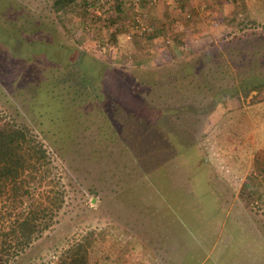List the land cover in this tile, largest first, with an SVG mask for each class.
Listing matches in <instances>:
<instances>
[{
  "label": "rangeland",
  "instance_id": "1",
  "mask_svg": "<svg viewBox=\"0 0 264 264\" xmlns=\"http://www.w3.org/2000/svg\"><path fill=\"white\" fill-rule=\"evenodd\" d=\"M86 1L0 0V131L29 127L51 159L41 194H63L6 264H57L91 232L92 264H264V88L233 94L264 82V18L146 0L112 25Z\"/></svg>",
  "mask_w": 264,
  "mask_h": 264
},
{
  "label": "trees",
  "instance_id": "2",
  "mask_svg": "<svg viewBox=\"0 0 264 264\" xmlns=\"http://www.w3.org/2000/svg\"><path fill=\"white\" fill-rule=\"evenodd\" d=\"M145 1L141 0L140 4ZM177 1L180 7H185L188 3V0ZM92 4L94 5V2ZM99 5L104 8V12L114 10L116 13L112 18H106L112 25L115 18H119L123 13L125 6L131 8L129 1L122 0H104ZM74 6L81 7L83 13L89 14L86 0H53L52 2V8L56 12L70 11ZM167 26L170 27L169 23ZM165 28L166 24L164 26L161 24L160 30L152 33L145 28L142 34L145 33L153 39L158 37L162 30L165 32ZM136 34L138 33L135 30L133 35ZM262 88L264 82H259L235 89L233 94L239 98L240 93L247 95L253 90L261 91ZM13 127L15 128L10 134V131L8 133L0 131V201L3 205L0 209V219L3 221L4 218L10 217L7 229L5 226L0 227V264L9 261V251L12 246H16V250L23 249L41 234L50 225L53 216L61 209L63 203V194L53 188L49 187L41 194L40 186L50 181L47 178L51 174V159L44 144L29 127L13 123L8 129ZM38 194L44 197L38 198ZM13 215L15 217L11 219ZM30 226L35 231L25 232ZM92 235L91 232L68 244L58 256L57 264H92L90 256Z\"/></svg>",
  "mask_w": 264,
  "mask_h": 264
},
{
  "label": "crops",
  "instance_id": "3",
  "mask_svg": "<svg viewBox=\"0 0 264 264\" xmlns=\"http://www.w3.org/2000/svg\"><path fill=\"white\" fill-rule=\"evenodd\" d=\"M217 5H225L224 2L225 0H214ZM231 7H227V9H230V11L232 12V10L234 11H240L241 13L244 12H249V10H251L253 13V17L255 18H260L261 20H263V16L260 15L262 13H264V0H235L234 4H230ZM163 14V10H161ZM229 11V10H228ZM256 13V14H255ZM176 37V36H175Z\"/></svg>",
  "mask_w": 264,
  "mask_h": 264
},
{
  "label": "built area",
  "instance_id": "4",
  "mask_svg": "<svg viewBox=\"0 0 264 264\" xmlns=\"http://www.w3.org/2000/svg\"><path fill=\"white\" fill-rule=\"evenodd\" d=\"M101 1H104V0H101ZM122 1H129V3L131 4V6H130L131 9L134 10V11H133V12H134V15H135V13H136V14H139L138 11H139V7H140L139 5H140V1H141V0H122ZM137 27H139V29L136 30V32H137L138 34H141V33L143 32V30L146 28L144 25H140V26H139L138 24L136 25V28H137ZM134 33H135V32H133L129 37H131ZM166 41H168V42L170 41V38H169L168 36L166 37Z\"/></svg>",
  "mask_w": 264,
  "mask_h": 264
}]
</instances>
